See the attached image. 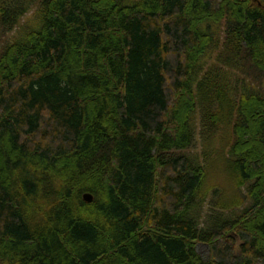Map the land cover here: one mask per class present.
<instances>
[{
	"label": "trees",
	"instance_id": "trees-1",
	"mask_svg": "<svg viewBox=\"0 0 264 264\" xmlns=\"http://www.w3.org/2000/svg\"><path fill=\"white\" fill-rule=\"evenodd\" d=\"M35 4L0 52V264H264V0H0V30ZM210 199L251 206L201 229Z\"/></svg>",
	"mask_w": 264,
	"mask_h": 264
},
{
	"label": "rangeland",
	"instance_id": "rangeland-1",
	"mask_svg": "<svg viewBox=\"0 0 264 264\" xmlns=\"http://www.w3.org/2000/svg\"><path fill=\"white\" fill-rule=\"evenodd\" d=\"M39 13V6L37 4L33 5L31 9L23 16L21 19L20 24L10 32L0 30V52L2 51L3 47L21 37H23L28 31L34 30L39 28L42 23V18L40 17ZM41 21V23H40ZM225 23H222L220 26L222 27ZM216 26V25H215ZM217 27V26H216ZM219 55V51L212 53L211 55L204 56L202 65L205 69L213 66L219 65L217 60V56ZM204 70H201L200 76L196 78L199 80ZM241 77H245L246 80L243 81L245 84H251L257 89H261L264 91V77L258 73L252 65H246L244 69L240 71ZM241 82H239L240 84ZM241 83L240 85H244ZM238 84V85H239ZM197 82H195V86L197 87ZM200 105L198 104V108L194 113V126H195V142L191 148H189L186 152L188 155L193 157L197 162L206 165L209 167L208 164L212 163L217 159V153L213 152L212 149L218 147V144H209L202 139L200 135ZM244 192L246 193L247 189L244 187ZM251 206V201L245 202L244 205L237 207L231 210H223L213 205V201L210 199L208 200L200 209L195 210L194 214L197 215L199 221V227L201 229H213L216 226V222L231 220L237 218L241 215L246 208ZM198 252L203 257L209 256V246L205 244H198L197 245Z\"/></svg>",
	"mask_w": 264,
	"mask_h": 264
},
{
	"label": "water",
	"instance_id": "water-1",
	"mask_svg": "<svg viewBox=\"0 0 264 264\" xmlns=\"http://www.w3.org/2000/svg\"><path fill=\"white\" fill-rule=\"evenodd\" d=\"M83 197L87 202H91L94 198V196L89 192L84 193Z\"/></svg>",
	"mask_w": 264,
	"mask_h": 264
}]
</instances>
